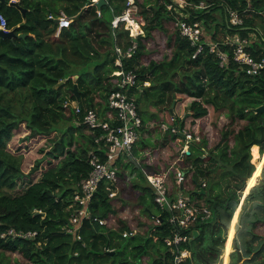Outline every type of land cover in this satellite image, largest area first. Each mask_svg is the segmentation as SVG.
Here are the masks:
<instances>
[{
	"label": "trees",
	"instance_id": "1",
	"mask_svg": "<svg viewBox=\"0 0 264 264\" xmlns=\"http://www.w3.org/2000/svg\"><path fill=\"white\" fill-rule=\"evenodd\" d=\"M9 1H0L6 29L15 33L12 37L0 35V264H135L137 257L150 254L149 248L155 243L163 249L155 250L157 255L149 264H173V256L184 248L190 255L183 264L219 262L231 235L228 229L237 206L238 191L243 190L247 178V183L253 185L249 181L255 170V164L250 162L254 154L252 146L258 145L260 154L264 153V140L254 142L264 134V69L255 75L247 74L232 59V47L225 45L218 34L248 38L251 29L247 27L257 25L261 37L249 43L247 50L256 59L264 58V0H184L185 7L175 6L173 10L166 6L170 0H133L145 22L144 32L137 37V51L131 58L122 59L121 67L134 69L138 75V86L129 92L134 96L139 94L138 108L141 102L158 108L171 106L176 93H180L191 99L187 106L191 126L207 116L210 109L214 114L212 125L216 126L211 135L199 133L200 140L191 142L189 153L182 157L184 165L193 167L192 184L206 181L204 193L194 190L192 194L204 198L212 217L195 223L192 229L196 228L199 236L175 245L173 251L164 243V238L175 232L190 234L191 229L172 225L167 212H162L160 221L153 226L154 231L148 229L151 233L144 242L124 245L123 239L138 235H122L123 231H133L135 227L117 213L123 198L109 197L104 183L93 195L89 213L92 217L105 218L107 224L83 218L79 240L66 230L76 208L75 190L90 170L89 153L97 151L94 134L82 124L83 114L93 108L100 116H106L107 98L118 79L111 75L119 69L115 65L114 39L123 41L124 47L130 39L129 30L123 26L112 28L111 20L123 12L128 0H106L100 16L91 0H15L18 7L9 5ZM200 2L204 7H197ZM60 10L72 21L55 36L57 24L48 15L56 16ZM217 10L223 14L222 23L215 22ZM229 10L241 15V25L230 24ZM179 12L188 15L184 18L187 21H199L209 29V32L205 29V39L218 42L221 50L228 53L225 65L219 64L208 46L193 58L194 48L178 29H166V22L175 23L177 16L183 19ZM157 32L166 35L169 47L162 44L161 50L166 51L144 63L145 52L155 42L160 43ZM153 53L157 51L150 55ZM74 84L78 100L72 92ZM75 100L82 108L78 114L63 105L65 101ZM260 106L263 109L257 111ZM138 111L141 132H147L146 119L142 117V110ZM226 118L233 123L231 127L222 126ZM21 123L28 130L26 139L49 136L53 131L60 133L59 137L48 138L52 142L47 152L49 165L41 170L36 181L31 180L30 173L38 169L41 160L35 161L25 174L23 155L7 148L13 131ZM173 126L182 130L187 122L176 116ZM164 133L163 138H156L157 144L152 140V133L141 135L125 162L118 161V193L123 189L120 180L123 183L129 180L124 172L129 165L134 171L138 169L146 181L142 169L155 173L173 164L184 138L170 129ZM130 157L139 161V168ZM133 186L141 187L138 181H133ZM141 190L139 204L155 205L150 186H143ZM247 193L237 223L243 228L236 234L230 264H264V234L256 231L264 223V179ZM143 211L151 217L150 207L145 206ZM10 229L36 234L12 238L7 235ZM127 247L129 255L125 257ZM12 254H15L13 258Z\"/></svg>",
	"mask_w": 264,
	"mask_h": 264
},
{
	"label": "built area",
	"instance_id": "2",
	"mask_svg": "<svg viewBox=\"0 0 264 264\" xmlns=\"http://www.w3.org/2000/svg\"><path fill=\"white\" fill-rule=\"evenodd\" d=\"M97 0H91L93 4ZM133 0L127 1V6L120 15L113 17L111 20L112 28L123 26L129 30V43L124 47L123 41L120 42L116 38L114 39L113 51L116 54L115 65L119 69L115 70L111 75H115L118 79L112 86V89L107 98V110L106 116H100L93 108L85 110L82 118V124H84L93 134L94 141L97 144V151H91L88 157V165L90 170L85 180L78 183V188L75 190L73 200L74 209L73 214L69 219V226L66 230L73 233L77 240L80 239L78 233L81 221L83 218H92L93 221L100 225H106L107 220L103 217H92L89 213L90 201L97 191L101 183L105 184V188L108 190V196L114 197L118 193V171L120 165L118 161L125 162L127 155L131 154V150L136 142L140 139L144 132H141L142 119L139 115V108L136 102V97L130 94V90L133 87L138 86V75L134 69H122V59L131 58L138 48L137 37L143 34V19L137 14L133 8ZM86 4L84 7H87ZM167 9H176L175 6L185 7L186 2L184 0H170L166 4ZM197 7H204V3L200 2ZM245 11V10H244ZM182 16L183 13L179 12ZM97 15L100 16V10L97 9ZM183 15V19L177 17L175 22L181 36L189 41V44L194 48L192 57L203 51L205 46H208L209 52L214 53L219 59L221 66L225 65L228 61V53L221 50L219 43L216 41H208L205 39V32L203 26L199 21L189 22ZM50 19H57V33L61 28L68 27L72 21V18L67 16L63 11L58 15H48ZM228 21L230 24L238 26L243 23L241 15L234 11H228ZM7 25L6 17L0 14V29L5 31ZM137 26L138 30L132 33V28ZM225 45L232 47V59L239 64L243 70L250 75L258 74L264 69V58L256 59L247 50L249 45L247 38H241L239 35L226 37L223 41ZM145 82L144 84H147ZM64 107H71L76 114L80 113L82 108L78 101H65ZM171 121L174 119V115H170ZM114 122H118L115 124ZM163 131L168 129L173 133L182 132L184 138V144L177 149L179 155L175 158L173 164L168 168L155 173H149L147 170L142 169V172L146 178V181L153 192V201L156 208L160 211L156 215L152 216L155 219V223L160 221L162 212H167L169 221L172 225L181 229H191L190 234H181L175 232L172 236L164 238V243L169 246L171 251L174 250V246L187 242L192 239V231L197 230L192 227L197 222L209 220L212 217L211 208L202 201L201 198L192 194L195 190L201 192L206 187V181L201 180L197 184L190 183L191 174L193 171L192 165H184L182 163L183 154L189 153V145L187 142H197L200 140V135L193 131H189L186 127L182 130L176 128V126L168 127L161 123ZM178 127V126H177ZM104 157V159H102ZM187 183L193 186L190 189V194L184 195L182 191L190 187ZM173 185V188L171 187ZM243 193V192H242ZM244 203L243 195L238 196L236 209H241ZM154 226V225H153ZM154 231L155 228L152 227ZM151 230V231H152ZM136 233V229L133 231H123V236H130ZM36 232H16L10 229L7 235H11L12 238L20 237H33ZM5 234H2L4 236ZM155 238V237H154ZM235 237L232 239L231 247L232 253L235 250L234 244ZM190 255V251L187 248L180 250L173 256V264H183L185 258ZM222 257V255H221ZM144 264V263H135ZM195 264V263H192Z\"/></svg>",
	"mask_w": 264,
	"mask_h": 264
},
{
	"label": "rangeland",
	"instance_id": "3",
	"mask_svg": "<svg viewBox=\"0 0 264 264\" xmlns=\"http://www.w3.org/2000/svg\"><path fill=\"white\" fill-rule=\"evenodd\" d=\"M150 1H154V0H150ZM133 8L135 9L137 14L139 15L140 8H138V6L135 4L133 5ZM214 16H215V18H217L215 21L216 23H222L223 14L220 10L214 11ZM143 22H144V20H143ZM165 27L167 30L171 31L174 29V27H176V25L172 21H169V22L165 23ZM205 29L207 31L209 30L206 27L205 28L203 27L204 32H205ZM132 33H134V32H132ZM55 36H58V33ZM165 36L166 35L164 33L157 32V39L160 43L155 42V45H152L150 47V49H148L145 52V54L142 56V62H144V63L149 62L150 58L158 57L159 54H161L163 51H166V50H163V51L161 50L162 44L164 45L165 48L169 47L168 46V40H166ZM253 38H254V36H253ZM154 51H157V54L153 53V55H150L151 52H154ZM145 85H148V83ZM135 97L136 98L139 97V94L136 93ZM190 100H191L190 98L184 96L183 94L176 93L175 98L172 102V103H174V105L171 104V106H169L167 104L161 108L160 107L158 108V107H155L152 105L145 104L144 102H141L139 104V109L142 110V117H144L146 119V128L148 130L147 132L145 131V133H147V134L153 133V134H156V136H158L159 138H163L165 133L160 126L161 123L167 125L168 127H171L173 125V122L170 119V115H171L170 114V108L173 109V113H174L173 115H175V117L176 116L183 117L188 112L187 106H188ZM152 114L154 116L151 117L150 115H152ZM213 116H214L213 111H212V109H210L209 114L203 118L198 119L193 126L190 125L191 116H188L186 118V122H187L186 129H188L189 131L194 130V132L198 133V134L200 133V134L211 135L212 128L213 129L216 128V126L212 125L213 119H214ZM240 123H243V121ZM232 125H233V123L230 124L229 118H226V121H224L222 126L231 127ZM235 125H237V124H235ZM27 133H28V130L26 129L25 124L21 123L13 131L12 138L7 142V148L13 153L23 155L22 171L25 174L30 171L32 166L35 164V161L41 160V162L38 166V169L33 171L32 173H30L31 180L36 181L40 176L41 170L43 168H46L49 165L47 163L49 160V156L47 155V152L49 149H51L52 142H51V140H48V138H51L53 136L59 137L60 133L59 132L56 133V131H53V132H51V134L49 136L39 135V136H36L34 138L26 139L25 136L27 135ZM77 134H79L78 131H77ZM153 141L156 144L158 143L157 139H155ZM177 141L178 140H176V142ZM187 143L190 146V142H187ZM180 145H181V143H180ZM212 145H214V144H212ZM175 149H177V148L175 147ZM252 149H253V146H252ZM258 152H259V147H258ZM250 153H251V147H250ZM259 155H260V158L263 155V159L261 162L260 161L258 162V164H257L258 169L261 168L262 165L264 164V154L262 153ZM56 161L57 160H52V162H54V163ZM250 162L252 164H254L252 155H251ZM134 170L135 169L131 165H129L127 168H125L124 172L129 177V180L124 182V183H123V180H120V182H122V185H120V187L121 188L123 187V189L121 192H119L117 194V197L123 198V201H124L122 206L119 205L120 208L117 209V213L119 215H121L128 223H130V225L132 227H135V229H136L135 234L138 235L137 238L123 239L122 240L124 245H129V246H131L137 242H144L149 237V234L151 233L148 229H152L151 227H153V225L155 224V219H152V217L147 215L143 211V208L145 206L150 207L151 211H152L151 214H153L152 216H154V214L158 213L155 205H145V204L140 205L139 204V202H138L139 201V195H140L139 192L143 193V190H141L142 187L148 186V185H147L145 179H143L140 176L141 175L140 171L138 169L136 171H134ZM133 173H135V176H132ZM256 175H257V172L254 174V176H256ZM133 181H139V185L141 187L138 189V191L133 186ZM249 181L251 183L254 182L253 175L249 178ZM131 182H132V185H131ZM190 183H192V181H190ZM123 185H126V186L124 187ZM186 185H190V187H188L182 191V194H184V195L190 194V189L191 188L193 189V186L191 184L187 183ZM171 187L173 188V185H171ZM251 187H252V185H251ZM238 193H239V191H238ZM241 194H242V191H241L240 195ZM201 199H202V201H204V198H201ZM237 211L235 212V214L233 216L234 219H235V215L237 214ZM238 215H239V213H238ZM238 222H240V218H239ZM242 228H243V226L241 224H238V226L236 227V234H237L238 230L242 229ZM240 241H241V238L239 237L238 238V244L240 243ZM149 249H150V254L148 256L136 258L138 263L149 264L151 262V260L157 255L155 253V250H157V249L162 250L163 246L158 244V243H155ZM240 250H241V253H243L242 252V246H240ZM128 255H129V247H127L125 250V257ZM14 256H15V254H12L11 258H13ZM231 258H232V256H231ZM225 260L226 259L224 258L223 261H225ZM218 263H220V262H218Z\"/></svg>",
	"mask_w": 264,
	"mask_h": 264
},
{
	"label": "crops",
	"instance_id": "4",
	"mask_svg": "<svg viewBox=\"0 0 264 264\" xmlns=\"http://www.w3.org/2000/svg\"><path fill=\"white\" fill-rule=\"evenodd\" d=\"M62 10H60L59 11V13L61 12ZM58 13V14H59ZM57 14V15H58ZM225 14H224V18H225ZM56 23V22H55ZM247 29H251V32H249L248 33V38H247V40H248V43H253V40H258L257 38H258V36H260L261 37V29L257 26V25H255V26H249V27H247ZM209 35V34H208ZM232 36H237V34H234V35H232ZM232 36H229V35H223V34H218V37H220V39H222V41H224L225 40V38L226 37H232ZM253 36H254V38H253ZM209 37V36H208ZM144 135L145 136H148V134L147 133H145L144 132ZM151 137H152V140H155L156 138H158V136H156V134H151ZM253 150H254V154H253V163L255 164V170H254V172H253V178H254V182H253V185L252 186H254L255 184H257L261 179H264V164L262 165V167L261 168H259L258 169V167H257V164H258V162L260 161H262V159H263V155L261 156V158H260V153L258 152V145H254L253 146ZM264 154V153H263ZM257 156V157H256ZM256 157V161H254V158ZM137 162V163H136ZM136 162H135V165H136V167L137 168H139V161L138 160H136ZM257 172V175L256 176H254V174ZM251 175V176H252ZM132 176H135V173H133V175ZM128 179H129V177H127ZM250 178V177H249ZM248 180V179H247ZM247 180L245 181V186H244V188H243V197H245V195L247 194V192H248V190L250 189V187H251V185H249L248 183H247ZM138 185H139V181H138ZM137 189V191H138V189H139V187H137L136 188ZM140 193V192H139ZM238 210V211H237ZM237 211V214L235 215V219L233 218V216H234V214H235V212ZM235 212L233 213V215H232V220H231V223H230V228L228 229V231L229 230H231V235L229 236V239H228V235H227V239H228V242H227V246L225 247V249H226V251H224V253H223V256H222V261H219L220 263H215V264H230V262H231V250H232V247H231V243H232V239H233V237H234V232H236V227H237V223H238V217H239V215H238V213H240V209L239 208H237L236 210H235ZM152 215L153 214H151V217H152ZM238 215V216H237ZM256 231L257 232H259L260 234H264V223L263 224H261L257 229H256ZM226 239V240H227ZM226 259L225 261H223V259Z\"/></svg>",
	"mask_w": 264,
	"mask_h": 264
},
{
	"label": "water",
	"instance_id": "5",
	"mask_svg": "<svg viewBox=\"0 0 264 264\" xmlns=\"http://www.w3.org/2000/svg\"><path fill=\"white\" fill-rule=\"evenodd\" d=\"M0 1H2V2H5V0H0ZM106 3V0H97V1H95L94 2V5L96 6V8L98 9V10H100L101 9V7L104 5ZM9 5H14V6H19L18 5V2L17 1H15V0H11V1H9V3H8ZM25 9H22V11H24ZM55 22H57L58 20L57 19H55L54 20ZM0 35H3V36H8V37H12V36H14L15 35V33H14V31L13 30H7V31H5L4 29H0ZM19 36L20 37H24L25 35L24 34H19ZM74 78H77V76H75ZM63 83V81H61L60 82V84H62ZM72 92L75 94V96H76V99L78 100V94H77V85L76 84H74V86H73V89H72ZM172 105H174V103H172ZM261 109H263V107L262 106H260L259 108H257V111H260ZM170 114H173V109L172 108H170ZM191 115V112H187L183 117H182V120H185L188 116H190ZM176 128H178L177 126H176ZM178 134L180 135V136H183V134H182V132H178ZM262 140H264V134L263 133H261V136H260V138H255L254 139V142L256 143V144H258V143H260ZM130 161L135 165V160L132 158V157H130ZM137 163V162H136ZM248 179V178H247ZM246 179V180H247ZM245 180V181H246ZM202 193H204V190H202L201 191ZM199 236V232H198V230H193L192 231V239L191 240H193V239H196L197 237ZM112 252H114V251H112Z\"/></svg>",
	"mask_w": 264,
	"mask_h": 264
},
{
	"label": "clouds",
	"instance_id": "6",
	"mask_svg": "<svg viewBox=\"0 0 264 264\" xmlns=\"http://www.w3.org/2000/svg\"><path fill=\"white\" fill-rule=\"evenodd\" d=\"M94 4V3H93ZM142 29H143V27H142ZM7 31V30H6ZM144 31V30H143ZM174 114V113H173ZM173 114H171V115H173ZM174 117H175V115H174ZM186 120V119H185ZM173 122V121H172ZM205 191V190H204ZM241 191H243V190H241ZM241 191H239V193H241ZM240 195V194H239ZM247 195V194H246ZM246 195H245V197H246ZM245 197H244V199H245ZM242 208V207H241ZM235 210H236V208H235ZM240 211H241V209H240ZM235 212V211H234ZM233 212V213H234ZM232 220V219H231ZM231 220H230V223H231ZM230 225V224H229ZM234 237H235V240H236V232H234ZM233 237V238H234ZM226 238H227V235H226V237H225V241H226ZM235 240H234V244H235ZM224 246H225V242H224ZM235 246V245H234ZM223 250H224V247H223ZM234 252V251H233ZM232 252V253H233ZM231 253V254H232ZM220 261H222V257H220ZM218 263V262H217Z\"/></svg>",
	"mask_w": 264,
	"mask_h": 264
},
{
	"label": "bare ground",
	"instance_id": "7",
	"mask_svg": "<svg viewBox=\"0 0 264 264\" xmlns=\"http://www.w3.org/2000/svg\"><path fill=\"white\" fill-rule=\"evenodd\" d=\"M135 29H138L137 26H134V27L132 28V30H135Z\"/></svg>",
	"mask_w": 264,
	"mask_h": 264
}]
</instances>
